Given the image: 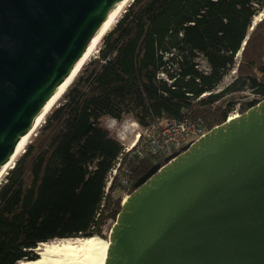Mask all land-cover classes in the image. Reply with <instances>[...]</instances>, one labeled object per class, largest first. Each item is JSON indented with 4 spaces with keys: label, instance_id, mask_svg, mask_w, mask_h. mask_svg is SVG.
<instances>
[{
    "label": "trees",
    "instance_id": "16d2710c",
    "mask_svg": "<svg viewBox=\"0 0 264 264\" xmlns=\"http://www.w3.org/2000/svg\"><path fill=\"white\" fill-rule=\"evenodd\" d=\"M130 1L0 184V264L33 260L56 239L107 241L115 190L130 194L156 158H129L105 118L200 120L208 131L264 99V14L253 24L264 0ZM120 154L131 180L114 176L106 189Z\"/></svg>",
    "mask_w": 264,
    "mask_h": 264
},
{
    "label": "water",
    "instance_id": "95a60500",
    "mask_svg": "<svg viewBox=\"0 0 264 264\" xmlns=\"http://www.w3.org/2000/svg\"><path fill=\"white\" fill-rule=\"evenodd\" d=\"M121 1L0 0V171ZM163 162L122 199L104 264H264V99Z\"/></svg>",
    "mask_w": 264,
    "mask_h": 264
},
{
    "label": "bare ground",
    "instance_id": "6f19581e",
    "mask_svg": "<svg viewBox=\"0 0 264 264\" xmlns=\"http://www.w3.org/2000/svg\"><path fill=\"white\" fill-rule=\"evenodd\" d=\"M129 1L130 0H122L111 11L105 23L86 49L80 61L64 80V82L59 86V88L49 100L43 112L36 119L33 128L19 141L12 158L0 171V181L6 172L12 167L15 159L23 152L25 145L29 142L31 136L36 132L37 128L42 123L45 114L62 96L73 78L80 71V68L94 53L105 32L109 29V27ZM261 15L262 14L259 16ZM257 18L258 17H256L255 20H257ZM107 247L108 241L102 239L99 236L77 239H57L48 243H40L35 249L37 258L29 261H22L19 262V264H104Z\"/></svg>",
    "mask_w": 264,
    "mask_h": 264
},
{
    "label": "built area",
    "instance_id": "2783aa9c",
    "mask_svg": "<svg viewBox=\"0 0 264 264\" xmlns=\"http://www.w3.org/2000/svg\"><path fill=\"white\" fill-rule=\"evenodd\" d=\"M237 115V110L232 111V114ZM228 116V117H229ZM126 125L131 128L133 138L126 146L121 141L127 137L125 131L120 128ZM105 128L113 135L123 146L122 152L127 154L129 158H156V163L159 159H165L175 152H179L184 146L193 143L199 137L204 135L207 130L200 120H162L151 124L147 127H140L139 124L131 118L125 123L114 118H105ZM121 154L117 158V162L111 169L106 182V189L111 184L114 176H117L122 185H127L128 180L126 175L121 174V170L127 173V170L120 166ZM159 164V163H158ZM126 197V195H125Z\"/></svg>",
    "mask_w": 264,
    "mask_h": 264
},
{
    "label": "rangeland",
    "instance_id": "374dc122",
    "mask_svg": "<svg viewBox=\"0 0 264 264\" xmlns=\"http://www.w3.org/2000/svg\"><path fill=\"white\" fill-rule=\"evenodd\" d=\"M130 2H131V1H130ZM127 6H128V5H127ZM127 6H126V7H127ZM124 10H125V9L122 10V13L120 14V16L123 14ZM263 14H264V11H263V13H262L261 16H259L260 14H258V15L256 16V17H258V18H257V20H255L256 17L254 18V22H253V24H255L256 22H258V21L262 18ZM118 16H119V15H118ZM120 16H119V17H120ZM119 17H118V18H119ZM118 18H117V19H118ZM115 22H116V21H115ZM100 46H101V41L99 42V44H98L96 50H95L94 53L90 56L89 59L94 58V57L97 55V52H98V49H99ZM239 57H240V55L237 54V55L235 56V59L238 60ZM89 59H88L86 62H88ZM202 64L204 65V62H202ZM234 75H235V70L230 71V72H229V73L223 78L222 83L220 84L219 88H221V87L225 86L227 83H229ZM246 95H247L248 98H251V95H250L249 93H246ZM59 99H60V98H59ZM59 99L57 100V102H56L53 106H56V105L58 104ZM53 106H52V107H53ZM237 113H238V112H237ZM238 114H239V113H238ZM232 115H234V113H233ZM127 120H131V117H130V116H124V117L122 118V120H120V123H121V122H122V123H123V122L125 123ZM120 126H124V127L120 128V129L123 130V132L125 131V133H126V135H127V137L125 138V140L121 141L122 144H124V145L126 146L127 144H129V143L131 142V140H132V138H133V132H131V128H129V127L126 126V125H120ZM36 131H37V130H36ZM113 132H115V130H112V134L115 135L116 132H115V133H113ZM35 133H36V132H35ZM35 133L31 136V138L35 135ZM31 138H30V139H31ZM29 141H30V140H29ZM119 142H120V141H119ZM127 173H128V172H127ZM128 174H129V173H128ZM127 176H128V177H127L128 180H129V179H130V178H129L130 175H127ZM4 179H5V175L3 176L2 180L0 181V184H2V183L4 182ZM130 180H131V179H130ZM130 180H129V181H130ZM114 195H115V196H121L122 199H123V198L125 197L126 193L123 192V191L120 190V189H116L115 192H114ZM112 223H113L112 220H108V222H107L106 225L104 226V228H103V235H104V236L107 237L108 232H109V229H110ZM56 240H57V239H56ZM58 240H59V239H58ZM53 241H54V240H53ZM18 264H19V263H18Z\"/></svg>",
    "mask_w": 264,
    "mask_h": 264
}]
</instances>
